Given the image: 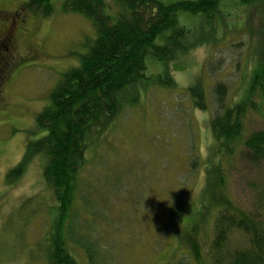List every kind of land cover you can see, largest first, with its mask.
Returning <instances> with one entry per match:
<instances>
[{
  "label": "rangeland",
  "instance_id": "rangeland-1",
  "mask_svg": "<svg viewBox=\"0 0 264 264\" xmlns=\"http://www.w3.org/2000/svg\"><path fill=\"white\" fill-rule=\"evenodd\" d=\"M24 1L0 0V44L13 47L17 58L0 87V264H48L57 200L42 159L34 158L16 178L8 174L22 161L26 143L42 135L35 132V118L50 103L52 88L63 72L81 63L96 37L94 24L64 11L63 0L52 1L49 17L22 8L13 22ZM226 8L230 15L214 39L170 62L178 63L169 72L173 87L140 90L138 102L91 139L75 205L80 220L87 218L80 221L82 229L103 251L102 264H190L184 236L197 224L201 236L210 234L215 211L205 189L206 167L222 158L226 165L227 155L221 156L223 147L212 133L215 103L210 98L207 110L198 109L189 88L225 82L233 105L251 97L264 64V0L246 6L232 1ZM29 54L35 57H25ZM207 65L217 68L207 72ZM259 95V108L244 121L245 134L264 127ZM240 148L227 165L232 167L228 187L236 203L249 209L264 180V160L259 166L247 163ZM181 195L184 204L172 218L169 206ZM73 253L79 264H89L82 248Z\"/></svg>",
  "mask_w": 264,
  "mask_h": 264
},
{
  "label": "trees",
  "instance_id": "trees-1",
  "mask_svg": "<svg viewBox=\"0 0 264 264\" xmlns=\"http://www.w3.org/2000/svg\"><path fill=\"white\" fill-rule=\"evenodd\" d=\"M52 1L26 0L17 15L24 8L49 17ZM232 1L238 6L254 2L63 0L64 11L82 14L94 24L96 37L81 63L63 72L52 88L50 103L35 118V132L42 135L26 143L22 161L8 174L16 178L34 158L42 159L44 178L57 200L47 237L48 264H79L73 250L81 248L89 264H102L98 257L103 251L95 247L96 240L89 231L82 229L80 221L84 223L87 218L80 220L75 205L91 139L102 135L125 106L137 103L140 90L154 85L173 87L169 72L178 63L171 66L170 62L214 39L217 28L230 15L226 6ZM8 41L5 43L9 45ZM11 49L0 44V87L8 79L12 59L17 60ZM213 68L217 67L207 65V72ZM254 80L251 97L233 105L227 102L225 82L216 81L209 88L197 82L189 88L198 109L207 110L210 98L215 103L212 133L223 147L221 156L227 155L226 165L222 158L206 167L205 189L215 216L208 237L200 235L198 224L184 236L190 264H264V180L247 209L231 197L227 178L232 172L227 165L236 157L238 146L247 163L259 166L264 160V127L245 134L244 124L248 112L259 108V93L264 101V64ZM183 204L182 195L172 200L170 217L175 218Z\"/></svg>",
  "mask_w": 264,
  "mask_h": 264
},
{
  "label": "flooded vegetation",
  "instance_id": "flooded-vegetation-1",
  "mask_svg": "<svg viewBox=\"0 0 264 264\" xmlns=\"http://www.w3.org/2000/svg\"><path fill=\"white\" fill-rule=\"evenodd\" d=\"M19 9H20V7H19L17 10H19ZM17 10L14 11V16L12 17L13 22H15V21L17 20V17H16ZM22 29L24 30V32H26V31H25V28H24L23 26L21 27V30H22Z\"/></svg>",
  "mask_w": 264,
  "mask_h": 264
}]
</instances>
